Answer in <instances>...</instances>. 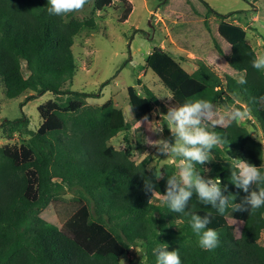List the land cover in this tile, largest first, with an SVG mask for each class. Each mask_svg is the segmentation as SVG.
<instances>
[{"label": "trees", "instance_id": "trees-1", "mask_svg": "<svg viewBox=\"0 0 264 264\" xmlns=\"http://www.w3.org/2000/svg\"><path fill=\"white\" fill-rule=\"evenodd\" d=\"M122 1L127 5L119 21L132 10L128 0ZM201 1L207 13L221 17L217 32L230 45L228 63L243 73L246 83L229 75L221 78L202 60L189 72L169 51L157 47L147 54L145 64L169 91L173 105L205 99L214 106L213 118L202 126L217 133L222 143L213 147L207 163L195 167L202 176L208 167L222 180L230 198L223 215L202 205L195 193L185 213L169 212L162 198L154 201V194L144 191V180L152 179L154 192L162 195L167 175L177 174L179 166L164 164L160 171L165 178L155 180L156 169L147 167L148 156L133 159L134 153L140 156L145 150L142 128L135 127L132 140H127L133 122L110 99L99 106L86 105L85 99L95 93L63 88L76 71L73 40L81 29L93 28V20L74 19V12L49 14L48 0H0V78L5 96L25 94L22 106L46 91L55 95L37 106L41 123L35 130L29 128L24 113L0 121L5 138L28 135L19 145L0 144V264H119V257L133 245L142 249V264H156L154 249L164 244L179 253L181 264H264V245L258 242L264 230V206L254 213L233 211L232 205L247 194L230 178L236 158L258 166L264 174V150L245 126L228 115L229 104L239 98L264 138V72L252 66L256 54L245 39V29L226 19L234 12L220 14ZM111 3L94 0V8ZM136 83L141 91L127 86L134 121L149 116L155 107L162 115L168 111L170 106L150 88L139 79ZM120 131L126 144L116 149L108 141ZM165 131L169 133L167 127ZM258 187L264 185H253L250 191ZM67 191L72 194L68 202L63 199ZM49 204L63 213L61 227L40 215ZM209 212L208 227L218 232L220 241L212 251L200 247L189 223L192 213ZM229 218L242 222L239 233Z\"/></svg>", "mask_w": 264, "mask_h": 264}, {"label": "rangeland", "instance_id": "rangeland-1", "mask_svg": "<svg viewBox=\"0 0 264 264\" xmlns=\"http://www.w3.org/2000/svg\"><path fill=\"white\" fill-rule=\"evenodd\" d=\"M204 1L220 14L234 12L226 19L245 29V39L256 56L264 54V0ZM128 2L132 10L125 21H119L122 9L127 5L122 0H112L109 7L101 10L94 8V0H87L82 10L73 13L72 18L93 20L94 25L93 28L81 29L73 40L72 53L76 71L72 82L63 88L95 93L94 96L85 99L86 105L99 106L110 99L114 106L122 110L125 119L133 122L127 140H132L135 127L142 128L145 150L140 156L133 154L135 161L148 156L150 160L147 167L156 170H160L168 163L180 166V158L158 155L155 147L151 145L155 143L154 140L161 138L148 130L149 124H157L162 120V114L157 107L145 117L147 119L134 121L128 105L127 86L134 85L138 91H141L140 85L136 83L137 79L150 88L159 100L169 106L173 105L169 99L171 97L169 91L157 75L146 66L147 54L153 47L167 50L189 72L197 67V60H202L221 78L229 75L238 80L243 73L233 69L228 63L230 45L217 32V24L221 17L212 12L207 13L201 0H128ZM238 10L246 11L235 13ZM28 93L31 92L26 94ZM24 97L25 94L16 98H7L0 78V121L19 118L24 113L29 118V128L35 130L41 123L37 106L50 98L53 99L55 95L46 91L20 106ZM236 104L243 106L241 110L246 109L240 99L234 97V102L229 104L230 108L237 107ZM239 124L245 126L261 142L264 150V138L257 120L249 113L248 117ZM165 127H167L166 123L163 138L174 142L171 133H166ZM123 134L120 131L108 143L116 149L124 148L126 141ZM27 138L28 135L20 136L15 133L12 139H7L0 131V144L9 142L19 145L26 142ZM235 161L237 163V159ZM204 177L216 178L218 175L205 167ZM154 196V201L162 198V195L155 192ZM71 198V192L67 191L63 194L66 202ZM40 215L46 221L61 227L63 213L56 212L52 204L43 209ZM228 221L239 233L242 222L232 218ZM258 242L264 245V230ZM141 251L139 245L130 246L128 251L119 257V264H142L144 258L139 257Z\"/></svg>", "mask_w": 264, "mask_h": 264}, {"label": "clouds", "instance_id": "clouds-1", "mask_svg": "<svg viewBox=\"0 0 264 264\" xmlns=\"http://www.w3.org/2000/svg\"><path fill=\"white\" fill-rule=\"evenodd\" d=\"M86 3L87 0H48L50 5L48 12L63 16L82 10ZM252 66L264 72V54L257 55L252 61ZM237 83L244 84L246 80L240 77ZM228 115L231 121L240 123L249 113L246 109L232 107ZM213 116L214 106L211 102L205 99H187L183 104L170 106L162 115V120L158 121L160 123L148 125V130L152 134L161 137L151 144L157 154L165 157L174 156L181 160L178 173L167 175L165 191L161 193L163 203L169 212L185 213L193 193L202 205L215 209L220 215H223L230 206V198L224 194L225 190L221 187L222 180L219 177L205 178L195 167L197 164L207 163L210 160V151L222 143L217 133L210 132L202 126L204 121L211 120ZM165 123L174 142L163 138ZM236 159L237 163L231 169V184L247 195L240 204L232 205V208L237 212L254 213L264 206V187L251 191L250 189L253 185H264V174L258 166L244 159ZM153 177L160 180L165 178V174L155 170ZM143 188L146 193L151 192L153 196L156 186L152 179H145ZM211 221V212L204 216L192 213L189 221L193 233L198 237L200 247L206 251L214 250L220 242L218 232L208 227ZM154 254L156 264H181L179 253L175 250L169 251L167 244L154 249Z\"/></svg>", "mask_w": 264, "mask_h": 264}]
</instances>
